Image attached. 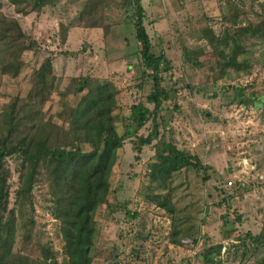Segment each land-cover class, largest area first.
Masks as SVG:
<instances>
[{"label":"rangeland","instance_id":"1","mask_svg":"<svg viewBox=\"0 0 264 264\" xmlns=\"http://www.w3.org/2000/svg\"><path fill=\"white\" fill-rule=\"evenodd\" d=\"M31 1L13 4L0 0V12L18 22L32 46L21 55L24 66L19 76H1L0 108L14 93L23 98L27 77L45 58L51 61L57 88L43 104V116L56 111L59 92L71 78L85 76L92 81L109 80L116 88L113 115L119 134L128 124L124 117L131 104L152 107L145 101L149 78L139 80L142 68L129 0H49L26 15L19 12ZM140 3L154 52L163 51L172 66L169 82H163V86L172 87V94L159 111L157 144H174L207 167L198 172L181 168L172 174L165 191L146 190L154 141L136 152L134 138H125L116 151L107 201L94 212L90 264H254L256 251L244 234H257L264 218V43L243 41L241 55L249 57V67H228L220 73L226 52L221 46L213 51L200 35L206 28L220 38L230 26L264 19V0ZM230 3L235 9L227 7ZM88 6L89 15L79 17ZM233 10L236 13L231 16ZM61 28L65 29L63 42ZM184 48L196 52L198 66L183 61ZM148 130L149 122L138 134ZM17 162L7 159L8 207L14 206ZM163 192L173 207L172 214L156 206L149 195ZM31 200L32 235L56 252L60 264L62 241L58 223L48 212L43 183L34 184ZM173 227L176 240L170 243ZM217 244L220 249L212 254L214 263H204L202 250ZM20 246L41 264L52 263L43 249L21 239L17 223L14 249Z\"/></svg>","mask_w":264,"mask_h":264},{"label":"trees","instance_id":"2","mask_svg":"<svg viewBox=\"0 0 264 264\" xmlns=\"http://www.w3.org/2000/svg\"><path fill=\"white\" fill-rule=\"evenodd\" d=\"M9 1L13 4L17 2ZM47 2L49 0H32L19 12L26 15ZM227 7L235 9L231 3ZM87 8L83 7L79 17L89 15L91 7ZM129 9L142 68L139 80L149 78L150 87L145 101L151 103L152 107L147 108L139 102L131 104L124 117L128 124L121 134L116 130L113 115L116 88L109 80L92 81L88 76L71 78L66 88L59 92L61 97L56 111L42 115L43 104L50 100L54 87L57 88L49 58H45L27 77L23 98L19 97L20 93H14L10 101L0 108V264H41L32 252L26 253L21 246L14 249L17 223L21 239L25 238L29 246L34 244L43 249L48 254L45 258L51 260V264H59L56 252L32 235L34 221L31 199L35 183L44 184L49 215L58 223L63 255L60 264H90L95 231L94 212L107 201L116 151L125 138H134L136 152L141 146L151 145L154 141L146 190L157 188L165 191L172 174L184 167H191L197 172L205 171L207 166L201 164L196 156L169 142L157 144L159 111L162 102L172 94V87L163 86V82L165 79L166 83L169 82L172 66L163 51L153 50L143 24L140 0H129ZM234 13L236 10L231 16ZM200 37L207 41L213 51L221 46L220 49L226 52L220 73L228 67L244 69L250 64L249 57L241 55L245 42L264 43V19L230 26L220 38L205 28ZM64 39L65 29L61 28L60 42ZM31 47L18 22L0 12V78L7 73L11 77L19 76L24 66L21 55ZM195 55L191 48H184L182 59L185 63L198 66ZM238 94H241V90ZM69 97L76 100L71 102ZM22 99L24 102L20 104ZM147 122L148 132L138 134V130ZM8 158L18 161V186L13 190L12 207H8ZM149 195L155 198L153 203L156 206L172 214L173 207L166 192ZM176 233L177 229L173 227L169 232L170 243L175 242ZM244 237L256 251L254 264H264V218L257 234L246 231ZM219 249L220 245L217 244L202 250L200 254L204 263H214L212 254H218Z\"/></svg>","mask_w":264,"mask_h":264}]
</instances>
